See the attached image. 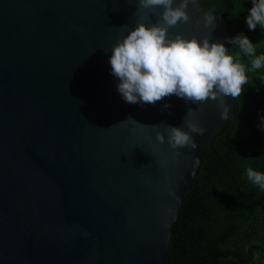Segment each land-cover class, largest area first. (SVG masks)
Segmentation results:
<instances>
[{
    "label": "water",
    "instance_id": "95a60500",
    "mask_svg": "<svg viewBox=\"0 0 264 264\" xmlns=\"http://www.w3.org/2000/svg\"><path fill=\"white\" fill-rule=\"evenodd\" d=\"M188 11L172 36L228 48L222 13L206 28L199 0ZM140 14L136 0H0V264H172L171 229L235 98L227 115L202 105L207 133L180 156L143 126L187 131L198 105L122 99L109 59Z\"/></svg>",
    "mask_w": 264,
    "mask_h": 264
},
{
    "label": "trees",
    "instance_id": "16d2710c",
    "mask_svg": "<svg viewBox=\"0 0 264 264\" xmlns=\"http://www.w3.org/2000/svg\"><path fill=\"white\" fill-rule=\"evenodd\" d=\"M207 14L222 13L229 39L246 35L264 54V31L249 30L252 0H199ZM247 62L248 58H243ZM264 69L249 73V84L234 100V115L204 152L171 229L172 264H264V191L246 169L264 173Z\"/></svg>",
    "mask_w": 264,
    "mask_h": 264
},
{
    "label": "clouds",
    "instance_id": "9594fccd",
    "mask_svg": "<svg viewBox=\"0 0 264 264\" xmlns=\"http://www.w3.org/2000/svg\"><path fill=\"white\" fill-rule=\"evenodd\" d=\"M138 16L134 29L118 40L112 47L109 59L111 74L120 81L117 90L122 99L129 104H150L175 95L198 105L188 109L185 117L187 131L182 127L159 126L167 131V143L177 156L179 149L195 150L198 144L194 135L204 136L207 129L196 119L202 105L209 100L219 101L227 115L226 97H239L249 84V73L264 69V54L257 55V44L244 34L229 39L238 51L230 52L224 43H211L208 36L203 39L183 34L172 36L171 28L178 24L190 23L192 17L189 5L196 6V0H136ZM174 3L176 6L174 7ZM252 8L246 19L249 30L259 25L264 31V0H252ZM162 8V12L157 9ZM156 22H152V17ZM211 14H206L203 23L206 28L214 27ZM127 30V26H123ZM248 58L247 62L243 59ZM171 105H164L169 109ZM127 120H134L129 117ZM126 120V121H127ZM124 122V121H122ZM120 122V123H122ZM264 130V117L261 118ZM156 139L164 144V132L157 131ZM247 179L264 191V173L246 169Z\"/></svg>",
    "mask_w": 264,
    "mask_h": 264
}]
</instances>
